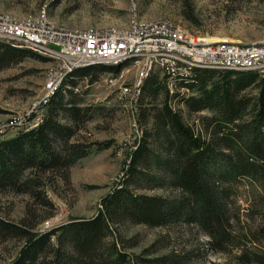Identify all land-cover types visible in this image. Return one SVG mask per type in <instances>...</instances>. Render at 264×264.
<instances>
[{
	"label": "trees",
	"instance_id": "obj_1",
	"mask_svg": "<svg viewBox=\"0 0 264 264\" xmlns=\"http://www.w3.org/2000/svg\"><path fill=\"white\" fill-rule=\"evenodd\" d=\"M26 56L49 59L0 39V69ZM124 65L74 69L38 124L0 139V191L26 193L34 205L54 208L46 182L69 180L71 166L92 144L77 137L93 110L77 88ZM138 100L142 136L98 212L47 231L37 225L53 213L35 220L29 207L20 221L0 214V242L22 241L8 264L167 262L168 256H152V249L128 251L137 243L121 237L127 224L196 229L214 253L228 258L224 264H264V71L193 66L189 75L174 78L150 73ZM181 104L191 113H209L193 127Z\"/></svg>",
	"mask_w": 264,
	"mask_h": 264
},
{
	"label": "rangeland",
	"instance_id": "obj_2",
	"mask_svg": "<svg viewBox=\"0 0 264 264\" xmlns=\"http://www.w3.org/2000/svg\"><path fill=\"white\" fill-rule=\"evenodd\" d=\"M44 9L51 22L71 29L125 27L135 14L143 19L179 23L202 38H220L212 42L264 43V0H0V14L18 19L37 15ZM12 43L49 59L26 56L0 69V139L12 137L44 118L46 109L41 98L45 95L47 71L55 64L53 60H57L29 43ZM122 63L125 65L119 73L105 72L94 83L82 81L77 88L81 102L93 108L91 118L77 137L92 144L89 153L71 166L69 180L57 178L46 182L45 190L54 208L34 205L26 193L0 191V214L20 221L27 216L29 207L35 213L29 216L35 220L41 214L53 213L37 225L38 230L44 227L42 231H47L98 212L101 198L119 182L125 162L143 133L139 104L135 105L130 95L123 99L118 96L121 83L134 82L137 68L132 60ZM151 73L165 75L159 66ZM183 91L184 95L190 92ZM138 94L135 93V100ZM178 107L193 127L199 124L200 115L209 113L207 110L191 113L184 104ZM153 192L159 190L149 191ZM121 237L136 241L137 245L128 251L152 249L155 251L152 256H168L164 264H224L228 259L213 252L205 235L185 226L127 224ZM53 239L57 240L56 235ZM21 245L20 239L0 242V264H8Z\"/></svg>",
	"mask_w": 264,
	"mask_h": 264
},
{
	"label": "built area",
	"instance_id": "obj_3",
	"mask_svg": "<svg viewBox=\"0 0 264 264\" xmlns=\"http://www.w3.org/2000/svg\"><path fill=\"white\" fill-rule=\"evenodd\" d=\"M0 33L15 36L17 40H26L50 46L61 53V60H53L55 64L47 71L45 97L51 91L56 78H62L64 69L73 63L89 58H116L127 50H143L147 52V61H142V67L136 69L134 82L121 83L118 96H131L135 100V93H140L139 83L147 70L156 62L161 61V53L169 47L184 48V51L198 58H207L210 62H239L242 64H260L264 70V43L260 45L216 42L207 43L203 40L191 39L186 33H176L172 26L145 27L140 20H136L134 29L127 34H93L66 33L61 31V25H53L45 21L44 10L41 14L31 16L24 23L0 20ZM169 65L170 74L180 65L177 62H164ZM187 91L188 88H183ZM11 124H14L12 120ZM17 124V123H16ZM44 229V227H43ZM42 229V230H43Z\"/></svg>",
	"mask_w": 264,
	"mask_h": 264
},
{
	"label": "bare ground",
	"instance_id": "obj_4",
	"mask_svg": "<svg viewBox=\"0 0 264 264\" xmlns=\"http://www.w3.org/2000/svg\"><path fill=\"white\" fill-rule=\"evenodd\" d=\"M44 15H45V21H47L50 24L56 25L54 22H51L49 20V17L45 9H44ZM29 17L31 16L18 19V18L12 17L7 14H0V20H7L11 22H16V23H24L29 19ZM136 20H140L141 24L144 25L145 27H160L162 25L172 26L175 28L176 33H186L188 34V37H190L191 39H196V40L206 39L204 37L202 38L200 36L195 35L190 30L186 29L185 27H182L179 23L172 22L167 19H158V20L143 19V18H140L138 15L136 16L135 14H133V17L131 18L129 25L125 27H106V28L99 27V28L71 29V28L61 26V31H64L66 33L127 34V33H131V29H134V25H136ZM0 39L11 41V42L29 43L35 47L43 49L46 53L51 54L57 60H61V53L56 52L55 50L51 49L50 46L37 44L35 42H27L26 40H17L15 36L7 35L5 33H0ZM218 39L220 38H216V37L207 38V43H216L212 41L213 40L217 41ZM127 60H132L134 65L137 67L136 69H138L142 67V61H147V52H143V50H127L126 52H122L121 56H118L113 59L112 58H89L83 61H79L78 63H73L71 66H68L66 69H64L62 78H56V83L52 84L51 91L47 94V96L45 97L44 95L41 98L42 99L41 103L43 107L46 109L45 106L47 105L51 96L59 89L64 78L69 73H71L74 69L78 67L90 66V65H95L99 63L100 64H120ZM161 61L177 62L180 65L179 68L174 69L172 74H170L169 78H174L178 75H189L190 69L193 66H212L216 68H226V69H256V68H259L262 71L260 64H242L239 62H222V63L210 62L209 59L198 58L184 51V48H180V47H169V49H165L164 52L161 53ZM164 62H156L153 67H150L149 70L146 71L145 76L141 78V81L139 83L140 91H141L145 78L155 69V67L159 66L164 71L165 74L169 72V65H164Z\"/></svg>",
	"mask_w": 264,
	"mask_h": 264
}]
</instances>
